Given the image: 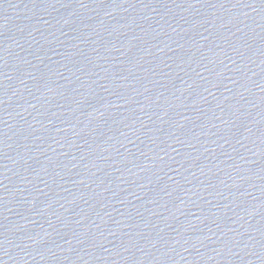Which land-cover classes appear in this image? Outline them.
<instances>
[{"label":"water","instance_id":"95a60500","mask_svg":"<svg viewBox=\"0 0 264 264\" xmlns=\"http://www.w3.org/2000/svg\"><path fill=\"white\" fill-rule=\"evenodd\" d=\"M0 264H264V0H0Z\"/></svg>","mask_w":264,"mask_h":264}]
</instances>
